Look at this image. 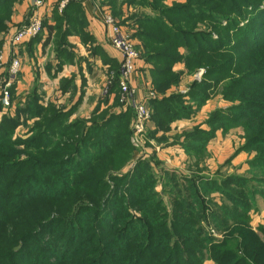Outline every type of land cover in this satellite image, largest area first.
I'll list each match as a JSON object with an SVG mask.
<instances>
[{"label": "rangeland", "instance_id": "obj_1", "mask_svg": "<svg viewBox=\"0 0 264 264\" xmlns=\"http://www.w3.org/2000/svg\"><path fill=\"white\" fill-rule=\"evenodd\" d=\"M93 1L96 4L102 2V0ZM230 1L232 0L227 1L226 4L222 1L221 5H231L229 3H232L235 7L234 11L241 17L228 13L225 8H220L217 11L211 10L210 6L212 4L209 2H203L201 9L204 14L213 15L214 18L218 19L219 24L227 25L228 21L233 20L240 27L249 26L252 39L260 44H256L254 50H249L251 48L241 50L242 40L237 42L234 41L235 39H229V44L223 52L217 54L228 58V62L223 66H219L217 68L219 74L211 78L204 77L207 71L203 67H196L188 72L189 69L185 67V60L176 62L178 58H175V55L178 54L180 57L184 54L188 55L186 48L183 46L185 38H182L179 43L168 42L164 39L163 33L166 28L164 27L165 24L162 26L160 20L163 14L162 9L170 10L175 4H185L186 0H162L155 5L152 0H145L146 5H142V7L124 5L122 14L113 17L123 27L129 38L132 39L139 53L138 61L143 65L141 69L145 64L148 65V73L152 64L146 62L144 56L147 48L151 46H144L142 42L144 40L140 37L142 32L152 33L155 36L156 44L152 46L155 50L160 51L164 47H176V52L173 50L165 51L166 55L162 57L166 63L172 65V77L169 76L171 77V86L163 93L156 92L159 97L181 96V105L190 109V112L186 116L181 115L174 120L167 131H158L154 139H150L147 135L148 131L153 129V124L150 121L144 133L142 147H137L132 141L133 133L131 132L129 138L131 152L127 161L116 169L108 170L102 181L96 184H91L92 180L83 176L82 169L88 166L85 164L81 166L78 159L71 160L66 164H63V162H66L68 157L62 158L57 164L53 159V163L50 165H46L41 160V164H38L37 168L34 166V160L38 159L37 156L35 157V153H42L45 157L50 156L54 152L55 146L48 147L45 144L31 146L28 142L40 132V124L46 118L41 120L29 118V112L24 111L26 108L24 101L30 90L28 89L30 86L27 84V82H30V73L34 75L35 82H40L39 78H36L38 73L31 68V55L27 53V50L19 49L17 56L21 61V69L16 79L17 83H15L18 88L16 87L10 92L7 106H4L0 99V150L5 154H8L7 150L12 153L9 166L6 167L2 164L3 170L0 171V212L6 213L4 218L0 219V264H30L35 259L31 256L35 239L29 241L26 235L32 231L29 225L33 218L32 215L36 214L38 209L34 207L25 210L26 202L36 201L39 206H46L49 213L55 215L56 218L63 216L77 231L91 230L89 227L93 224H95L98 231H106L104 222L119 221L117 211L121 212V209L116 207L120 202L121 194H123V197L126 196V193L123 192V185L128 182L120 185V178L125 175L130 176L137 166L142 168L141 176L147 174L155 182V186L149 191H154L155 199L160 206L159 211H173L170 203L176 201L179 195L187 194L191 201H203L204 204H199L205 205L206 208L200 225L202 226L203 237L207 238V247L214 246L218 250L224 245L231 248L233 199L237 190L241 187L250 186L249 188H252L256 199V207L250 211L251 228L258 232L259 227H264V108H258L257 104L244 109L236 108L249 99V101L264 103V58H258L259 54L264 52V27H261V24L264 23V0L257 5L254 4L253 0H245V6H240L237 1ZM213 4L220 5L217 1H214ZM106 12L111 14L109 10ZM134 13L136 17L129 18ZM254 13L259 20L257 24H252L249 20ZM143 15L149 17L146 18L149 20L148 25L147 23L140 24L138 22L139 19L146 20ZM165 17L168 20H178L177 16L173 18L170 16ZM136 19L138 20L136 21ZM210 19L213 18L193 21L181 19L183 25L179 29L189 32L194 30L200 33L207 32L211 34L213 39H216L218 32L213 29L214 22ZM174 25L177 24L173 23L171 28L168 26L170 28L169 32L174 31ZM9 31L10 29L7 27V30L0 35L2 41L0 45V88L6 78L7 65L13 52L8 51V45L5 41L8 38ZM189 39L194 40L193 38L187 40ZM163 42L166 43L165 46H159ZM23 45L25 44H20V46ZM45 50L44 53L49 55L50 51ZM37 55L40 56L39 52H37ZM254 56L256 57L251 60ZM136 69L137 66L135 71ZM230 79H235V82L229 90H226L225 84ZM201 81L211 85L209 86L210 90L205 92L208 95L207 99L193 93L194 83ZM145 83L147 89L154 90L150 74L149 76L146 75ZM31 84L32 82H30ZM42 90H46V93L51 91L50 85L46 84V87L43 86ZM42 90L39 89L40 92ZM53 90L50 94L57 96V98L46 102V105L52 104L58 110L68 109L78 100V98L74 99L75 94V96L70 95L69 98H63L59 91L54 88ZM223 93H226L225 95L229 98L226 99ZM42 102L40 99V103L44 106ZM232 108H234V111L230 112ZM124 110H126L125 107H117L116 112ZM215 110H218V112H215ZM78 118L79 116L69 117L68 123L64 121V124L68 125L72 120ZM212 119H216L217 122L209 125L208 121L210 122ZM133 121L132 113V119L128 125L129 129H132ZM190 131L207 133V144L205 148H202L200 157L195 153L187 154L178 142H174L175 140L180 143L184 141V134ZM79 137V135L69 136L58 142L55 140L53 142H61V145L64 146V143L74 142ZM252 138V142H249V139ZM79 158L83 159L81 156ZM257 179L262 180V182H256ZM13 182L15 185L10 184ZM23 183L28 187L26 191L23 188L20 189ZM129 183L135 185V182ZM119 186L121 187L120 190ZM186 189L193 190L192 194L187 193ZM144 195H148L147 192ZM11 196L13 200L11 203L13 204L10 208L4 207L3 205L8 204L7 199ZM24 198L26 202L25 204L20 203V206L19 202ZM91 209L96 211L95 214H91ZM128 211L133 217L138 218L140 216L137 209L131 206H129ZM66 212L68 216H66ZM214 214L225 222H219ZM60 226H63V224ZM57 227H59V224L52 226L49 231L54 232ZM45 230H47L46 227L38 235V238H41L42 235L49 237L46 234L48 231ZM136 235L134 231L129 234L133 237ZM260 235L263 237L262 234ZM13 236L19 237L18 248L22 249L25 246L27 250L23 263L14 262L18 260L6 251V249L15 247L11 240ZM223 242H226V244ZM119 245L120 248L116 251L111 248L107 250L110 257L121 253L122 247L127 243L122 238ZM70 246L66 239L57 238L51 248H46L36 255L37 257L42 253L45 255V259L36 258L35 261L39 259V263H44L45 260L60 263L64 259V253L70 249ZM88 247H92V244H84L82 251ZM77 253L75 248L74 252L67 256V261L76 264L82 257L81 255H73ZM71 255H73V258L70 259ZM90 255L91 252L86 254V257ZM227 257L221 259H228ZM91 258L93 257L91 256L89 259ZM117 261L119 263V257ZM154 261L152 257L146 260L147 263L151 262V264ZM191 262L194 264H218L223 261L215 262L211 259L209 251L206 250L203 256L197 257Z\"/></svg>", "mask_w": 264, "mask_h": 264}, {"label": "trees", "instance_id": "obj_2", "mask_svg": "<svg viewBox=\"0 0 264 264\" xmlns=\"http://www.w3.org/2000/svg\"><path fill=\"white\" fill-rule=\"evenodd\" d=\"M17 1L19 0H0V35L7 30L8 22L11 20L14 3ZM161 1L162 0H152V3L155 5ZM214 1H217L220 5H214ZM222 1H224L225 4L227 1L229 2V0H186L185 4H175L170 10L166 8L162 9L163 14L160 20L162 26L165 24L164 27L166 28L163 33L164 39L168 40V42L172 41L179 43L182 38H185L183 46L186 48L188 55L184 54L180 57L176 53L177 55H175V58H178L176 62L185 60V67L189 69L187 70L188 72L196 67H203L205 71H207L204 77L211 78L218 75L217 68L227 63L228 58L217 54L223 52L225 47L229 44V39H235L234 41L237 42L242 40L243 45L240 47L241 50L247 48H251L249 50H254L257 46L256 44H260L252 39L249 26H244L245 28H243V26L240 27L233 20L228 21V24L226 23L227 25L219 24L218 19L214 18L213 15L204 14V11L201 9L203 2H209L212 4L210 6L211 10L217 11L220 10V8H225L228 13L241 17V15L234 11L235 7L232 3H229L231 5H221ZM236 1L240 6H245L246 4L245 0H232L230 2ZM261 1L263 0H253L255 5ZM99 5L108 9L112 17H117L122 14L124 5L128 7H142V5L146 4L145 0H102ZM52 15L54 23L49 24L47 21H42L40 33L30 38L28 45L31 46L40 41L41 32L46 30L48 34L42 44L47 45L49 42L52 43L54 57L58 60L56 66V71H58L64 63L73 60L72 45L68 42V36L77 35L82 44L91 43L93 39L87 30V19L80 6L79 0H67L60 11L55 7ZM143 16L145 19L149 18L146 15ZM165 16H170L171 18L177 16L178 20H168ZM135 17L136 14L134 13L129 18ZM205 18H213L210 20L214 22L213 29L218 32L216 39H213L211 34L207 32L200 33L195 30L189 32L179 29L183 25L180 21L181 19L193 21ZM137 20L138 19H136V21ZM147 20L148 19H139L138 22L144 24L149 22V20ZM249 20L252 24H257V21H259L255 17V13ZM173 23L177 24L176 26L174 25V33L172 30L170 32L168 31ZM168 26H170V28ZM261 27H264V23L261 24ZM140 37L144 40L142 42L145 47L147 45L151 46L147 48L144 60L152 64V67L149 68V74L155 90L152 91L163 93L171 86L170 79L173 72L171 70L172 65L166 63L162 57L166 55L165 51L173 50L176 52V47H164L163 50L158 51L152 47L156 44V40L154 39L155 36H153L152 33L142 32ZM188 38H193L194 40H187ZM1 43L2 41L0 39V45ZM165 44L166 43L163 42L159 46H165ZM95 50L98 51L97 46H93L91 53L94 54ZM255 57L256 56L251 58V60ZM258 58L263 59L264 52L259 54ZM109 64L113 71V77L106 93L114 92L116 96L114 100L115 105L117 107H125L126 110L124 111L111 112L107 108L98 111V108H95L93 114L88 119H74L67 125L66 123L64 124V121L68 123L69 117L74 113L80 99L68 109L58 110L52 104L43 106L40 103L41 96L39 84H34L31 87L24 101L26 106L24 111L26 113L29 112V118H36L39 120L43 118L46 119L40 124V132L28 142L31 146L35 144H45L48 147L55 146V150L50 156L45 157L42 153H35V157L37 156L38 158L34 160V166L36 168L38 164H41V160L43 163H46V165H50L53 163V159L56 164L64 157H68V159H66L67 161L63 162V164L78 159L80 160L81 166H83V164L88 166L82 169L84 173L83 176L90 178L92 180L91 184H96L102 181L108 170L116 169L127 161L131 152L129 138L132 132V129H129L128 125L129 121L132 119L133 112L131 108H127L128 106H123L119 103L117 87L119 64L114 60H111ZM234 82L235 79L228 80L225 84V89L229 90ZM15 83L10 87V92L17 87ZM70 83V79L67 81L61 79L59 82L61 90H66L68 86H70ZM209 86L211 85L207 82H195L193 85V93L207 99L208 95L205 92L210 90ZM225 94L226 93H223V96L228 99L229 97ZM249 100H245L244 104L236 108L244 109L253 107L254 104H257V107L260 109L264 108V103ZM181 102L182 97L179 95L167 98L159 97L158 95L156 98L147 101V106L150 110L149 121L153 124V129L147 133L150 139H154L158 131H167L170 124L181 115L186 116L189 114L190 109L183 107ZM232 111H234V108L230 109V112ZM215 112H218V110H215ZM216 122V119H212V121H208V124L213 125ZM77 135L80 136L77 140L64 143V146L61 145V142H53L54 140L58 142L66 137ZM184 135V141L180 143L178 140H175L174 142H178L187 154L195 153L200 157L202 155V148H205L207 144V133L202 131L197 133L190 131ZM249 140V142H252L253 138ZM26 146L28 147V145ZM7 153L8 154H5L0 150V171L3 170L2 164L6 167L9 166L12 153L8 150ZM78 156L83 157V159ZM141 170L142 168L137 166L134 173L130 176L125 175L120 178V185L124 182H128L123 185V192L124 194L126 193V196L123 197V194H121L119 198L120 202L116 207L117 209H121V212L117 211V218H119V221L115 220L110 223L104 222L106 231H98L95 228V224L89 227L91 230L77 231V229L63 216L56 218L55 215L49 213L46 206H39V203L36 201L26 202L25 198L21 199L19 205L21 206V204H25L26 202L24 207L25 210L34 207L38 209V212L32 215V220L31 218L29 219V221L31 220L29 228L32 231L26 235L29 241L35 239V243L32 245V258L45 259V255L42 253L37 257L36 255L46 248H51L54 240L57 238L66 239L67 243L71 245L70 249L64 253V259L60 263L49 260H45L44 263H39V259H37V261L34 259L30 264H71L67 261V256L72 254L75 248L78 253L73 255L82 256L76 264H151V262H146L149 257L155 260L152 264H194L191 261L195 260L197 257L203 256L206 250L209 251L211 259L215 262L223 261L218 264H264V227H259L258 232H256L250 226V211L256 207V199L254 198L252 188H249L250 186L241 187L237 190L233 199L231 248L223 245L217 250L214 246L207 247V238L202 235V226L200 222L204 218L203 215L206 206L199 203H203V201L195 202L191 201L187 194L183 196L179 195L176 201L170 203L173 211H159L160 206L155 199V193L154 191H149L153 189L155 182L152 181L151 177L147 174L141 176ZM244 181L246 180L244 179ZM129 182H135V185ZM256 182H262V180L257 179ZM10 184L15 185L14 182ZM21 188L25 191L28 189L27 185L24 183L21 184L20 189ZM120 188L119 186V190ZM186 191L192 194L193 190L186 189ZM145 192H147L148 195H144ZM12 196L7 199L8 204H4V207L10 208L13 204L11 203L13 201ZM193 203L195 206L198 205V207L195 208ZM129 206L137 209L140 214L138 218L131 216L128 211ZM179 209H184L185 211ZM90 211L92 215L96 212L94 209ZM5 215L6 213L1 211L0 219L2 220ZM66 216H68L67 212ZM214 216L219 222H225L216 214H214ZM56 224H59V227H57L54 232H50L49 230L51 227ZM61 224H63V226H60ZM45 227L47 228L45 231H48L46 234H48L49 237H44L45 235H42L41 238H38V235ZM132 231L137 234L135 237L129 236ZM260 234H262L263 237H261ZM18 238L19 237L15 236L11 238L15 247L6 249V251L10 252V256L18 260L14 262L23 263L24 255L27 250L25 246L22 249L18 248ZM122 238L127 245L122 247L121 253H117L118 255L116 254L114 257H110V253L107 250L110 248L114 251L119 249V242ZM194 240H196V242H194ZM86 243L92 244V247H88L82 251ZM223 243L226 244V242ZM89 252H91V255L86 257V254ZM73 255H71L72 257H70V259L73 258ZM91 256L93 258L89 259ZM118 257L119 263L117 261ZM224 257L228 259H221Z\"/></svg>", "mask_w": 264, "mask_h": 264}, {"label": "crops", "instance_id": "obj_3", "mask_svg": "<svg viewBox=\"0 0 264 264\" xmlns=\"http://www.w3.org/2000/svg\"><path fill=\"white\" fill-rule=\"evenodd\" d=\"M60 1L41 0V5L37 6L34 5V0H19L15 2L11 20L8 22L10 31L7 35L9 36L17 28L25 25L35 14L39 15L42 21L53 24L52 14L55 7L60 11ZM79 1L87 19V30L92 36L93 41L88 44H82L77 35L68 36V42L72 45L73 60L64 63L60 70L56 71L58 60L54 57L52 43L49 42L47 45L42 44L48 34L46 30L41 32L40 41L31 46L28 45L29 40L20 43L25 44L23 45L24 47L20 46V44L16 46L6 45H8V51L11 50L16 55H18L19 49L27 50V53L31 55V68L38 73L39 76L37 75L36 78H39L40 83L35 82L34 75L30 73L29 81L32 84L30 85V82H27L30 86L28 89H31L34 84H39V87L42 85L39 88L42 90L43 86L46 87V84H49L51 91L54 88L62 94L63 98H69L70 95L73 96L75 94L74 99L78 98L80 100L79 102L78 100L74 102V104L77 102L79 104L70 117L79 116V118L88 119L93 114L95 108H98V111L107 108L111 112H116L117 107L114 101L116 97L115 93L111 92L107 94L106 91L113 77V71L111 70L109 62L114 60L117 64H120V55L109 44L110 31L104 24L102 16L104 13L102 11L105 10V7L96 4L93 0ZM93 46L98 47V51L95 50L94 54L91 53ZM44 50L50 51L51 53L49 52V55H47L48 53H44ZM37 52H39L40 56L37 55ZM136 66L137 69L131 83L137 88L140 97L149 90L147 86L145 87L146 75L149 76L148 65L145 64L143 69H141L143 65L138 61ZM37 79L36 81H38ZM61 79L65 81L68 79L71 80L70 86L66 90H61L60 88L59 82ZM147 80L149 81L148 77ZM51 91L46 93V90H42L40 92V99L43 101L44 106H46V102L57 98V96L50 94Z\"/></svg>", "mask_w": 264, "mask_h": 264}, {"label": "built area", "instance_id": "obj_4", "mask_svg": "<svg viewBox=\"0 0 264 264\" xmlns=\"http://www.w3.org/2000/svg\"><path fill=\"white\" fill-rule=\"evenodd\" d=\"M41 0H34V5H41ZM66 0H61L59 9L64 6ZM108 11L107 9H105ZM104 12L103 22L109 28V44L120 55L119 76L117 79L119 103L128 106L133 112L132 141L138 147H142L144 133L150 118V110L147 101L154 99L158 94L152 90L146 91L139 97L138 90L132 85L133 76L139 53L133 44V41L125 33L123 27L117 24V21L109 12ZM42 29V18L39 15H33L31 19L22 27L17 28L10 34L6 40L9 45H19L38 34ZM21 69V61L16 53H11V59L7 65V75L0 88L1 103L8 105L10 99V87L17 82L18 74Z\"/></svg>", "mask_w": 264, "mask_h": 264}]
</instances>
